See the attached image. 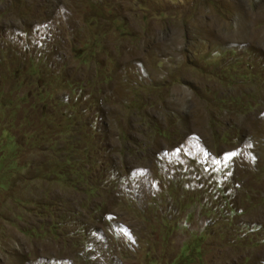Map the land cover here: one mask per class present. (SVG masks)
Masks as SVG:
<instances>
[{
	"label": "rangeland",
	"instance_id": "obj_1",
	"mask_svg": "<svg viewBox=\"0 0 264 264\" xmlns=\"http://www.w3.org/2000/svg\"><path fill=\"white\" fill-rule=\"evenodd\" d=\"M0 264H264V0H0Z\"/></svg>",
	"mask_w": 264,
	"mask_h": 264
}]
</instances>
